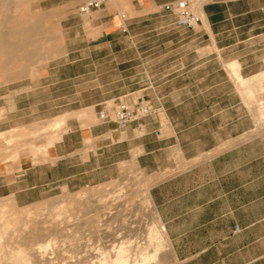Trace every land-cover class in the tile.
Listing matches in <instances>:
<instances>
[{
    "label": "crops",
    "instance_id": "obj_1",
    "mask_svg": "<svg viewBox=\"0 0 264 264\" xmlns=\"http://www.w3.org/2000/svg\"><path fill=\"white\" fill-rule=\"evenodd\" d=\"M73 1L83 2L0 0V69L19 71L17 79L0 84V131L50 119L60 124L42 156L0 165V197L29 205L59 190L113 180L136 165L158 176L149 198L169 244L167 264H264V0H188L201 22L158 31L172 39L173 56L154 66L143 54L165 55L170 47L118 49V35H133L120 30L121 22L116 27L121 13L107 2L92 11L102 26L97 38L115 41L95 46V55L110 61L135 50L140 59L113 62L108 69L121 68L123 76L97 81L92 96L80 98L82 91L70 100L63 91L69 76L62 71L75 62L79 69L82 59L69 60L75 50L68 46L52 57V11ZM171 1L115 6L157 7L154 12L173 16L175 24L174 13L161 8ZM140 99L153 111L118 124L114 110ZM100 111L109 118L101 121ZM185 161L192 162L173 170Z\"/></svg>",
    "mask_w": 264,
    "mask_h": 264
},
{
    "label": "rangeland",
    "instance_id": "obj_2",
    "mask_svg": "<svg viewBox=\"0 0 264 264\" xmlns=\"http://www.w3.org/2000/svg\"><path fill=\"white\" fill-rule=\"evenodd\" d=\"M130 1L108 0L111 9L126 15L125 25L133 35L127 40L118 35V49L133 45L138 47L140 53V46L170 47L168 54L150 52L143 56L153 66L162 57L171 60L172 39L156 33L182 27L175 26L173 16L154 12L157 7L149 11H134L131 4L115 6L116 3ZM191 1L194 3V0ZM79 7L73 1L69 6L52 11V57L58 55L56 50H64L68 46L75 50L69 55V60L82 59L78 64L79 69L75 62L69 64L68 70L62 71L69 76L63 91L68 90L70 100L76 99L78 92L82 91L84 94H79L80 98L92 96L97 81L123 76L125 71L121 68L117 71L108 69L113 62L123 66L124 60L133 57L134 61H138L141 56L134 50L132 54L118 53L114 60L109 61L108 56L98 59L94 47L105 43L108 45L110 40L112 43L115 39L97 38L102 26L96 20V14L78 12ZM120 22L117 21L116 27ZM4 60L5 55L1 53V67ZM18 73L1 68L0 84L17 79ZM59 73L53 77L59 76ZM38 75V70L31 71V77ZM74 104L78 103H70ZM260 106L264 111V100L260 101ZM260 113L264 118L261 109ZM72 115L75 113L69 114V117ZM50 120L0 131V165L11 160L18 161L19 157L29 161L30 158L36 160L42 156L49 147L52 130L60 126L59 123L52 126L48 123ZM190 162L178 163L173 170L184 168ZM170 170L167 172H172ZM157 177L136 165H129L113 180L77 191L59 190L29 205H18L8 197H0V264H167L169 244L149 198V188ZM119 247L124 249L121 256L118 255ZM118 257L124 259L120 262L116 260Z\"/></svg>",
    "mask_w": 264,
    "mask_h": 264
},
{
    "label": "built area",
    "instance_id": "obj_3",
    "mask_svg": "<svg viewBox=\"0 0 264 264\" xmlns=\"http://www.w3.org/2000/svg\"><path fill=\"white\" fill-rule=\"evenodd\" d=\"M107 2L108 0H83L79 7V11L82 13H91L94 10L104 7ZM161 8L174 13L175 23L178 26L192 28L201 22L200 14L190 5L188 0H174L163 4ZM125 18V14L121 13V24L119 28L122 31H126V26L123 23ZM152 111L153 107L149 101L140 99L133 107L121 105L116 108L114 110V119L118 124L126 125L131 121L150 114ZM98 118L101 121H105L109 118V116L104 111H100L98 113Z\"/></svg>",
    "mask_w": 264,
    "mask_h": 264
},
{
    "label": "bare ground",
    "instance_id": "obj_4",
    "mask_svg": "<svg viewBox=\"0 0 264 264\" xmlns=\"http://www.w3.org/2000/svg\"><path fill=\"white\" fill-rule=\"evenodd\" d=\"M123 252H124V249L122 248V247H119V249H118V255L119 256H121L122 254H123ZM116 259V258H115ZM124 259V257H118V259H116L117 261H120V260H123ZM126 259V258H125ZM126 261V260H125ZM124 261V262H125ZM121 262V261H120Z\"/></svg>",
    "mask_w": 264,
    "mask_h": 264
}]
</instances>
